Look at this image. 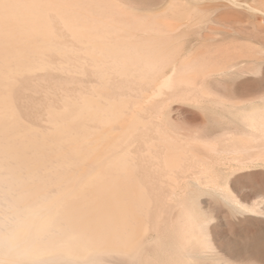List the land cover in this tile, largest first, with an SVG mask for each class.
<instances>
[{
  "label": "bare ground",
  "instance_id": "1",
  "mask_svg": "<svg viewBox=\"0 0 264 264\" xmlns=\"http://www.w3.org/2000/svg\"><path fill=\"white\" fill-rule=\"evenodd\" d=\"M180 2L150 22L157 38L133 40L130 24L116 20L120 12L131 16L117 0H0L2 264H218L213 217L197 204V189L220 194L243 214L260 210L235 197L230 178L264 163V97L261 106L236 111L242 129L218 140L170 131L160 100L139 111L145 121H125L141 99L134 94L181 50L185 33H174L203 13ZM198 54L161 77L153 97L169 89L195 105L230 103L215 101L205 86L225 70ZM52 65L90 72L97 84L73 74L65 82L42 78L46 86H27L32 97L16 95L21 79ZM19 106L46 131L24 123Z\"/></svg>",
  "mask_w": 264,
  "mask_h": 264
},
{
  "label": "rangeland",
  "instance_id": "2",
  "mask_svg": "<svg viewBox=\"0 0 264 264\" xmlns=\"http://www.w3.org/2000/svg\"><path fill=\"white\" fill-rule=\"evenodd\" d=\"M179 1H181L179 4L186 7L195 5L198 9L201 8L199 10L200 12L203 11L205 14L201 13V17L197 16L195 26L184 23L179 27L178 31L174 33V35H183L185 33L186 37L183 35V40H181V50L175 55V58L173 57V63L162 70V73H160L161 75L156 76L155 74L153 76V84L148 85V87H146V85L142 92L140 91L134 94L135 97H137H134V99L137 101L141 99L138 102L136 101L137 103L135 102L136 105L133 107V110L125 116V121L127 122L132 115L141 116V118L139 117L140 120L145 119L144 115L139 111L144 107L153 109L154 102L160 100L159 102H166L161 118L164 120L163 122L166 126L169 127L170 125V131L173 132V130H171L172 128L176 131H180L181 133L179 132L178 134H182L181 136L185 135L188 137L194 134L192 137H209L218 140L221 138L222 132H237L242 129L240 122H238L240 121V114L237 115V113H239L238 111L262 105L259 99L264 97V0H178V2ZM183 1L186 3L184 2V4H182ZM114 2L116 3V1ZM178 2L177 0H117V5L130 12L131 16H127L125 13L120 12L121 14L119 13L115 17L116 20H123L130 24L129 27L132 29L130 33H132V35H129L128 31L126 38L129 37L133 40H139L140 37V39H142V37L146 38L147 36H152L153 38L154 35V38H157L154 32V34L151 33L155 31L154 28L156 27L154 26L156 25L153 24L150 26V24L157 17L159 11L170 4H178ZM135 15H138V17L134 18ZM202 18H204V20ZM196 54L201 57L204 56V59L206 58L211 61L215 65L214 70H225L224 73L213 76L205 86L209 92L213 93L215 101H217L218 98H222L230 103L224 101L226 102L225 106L216 103H210L207 106L195 105L191 102L175 99L171 96V91L169 89L163 90L160 95L153 97L154 90L157 89L156 86L159 84L160 78L162 77L161 80L163 81L168 80L170 73H173L175 67H181L182 63L188 62L191 57L195 58L194 55ZM65 58L67 59L66 64L68 67L73 65L71 63V60H73L71 54H68ZM214 58L215 60H213ZM54 69L55 67L52 65L48 71L46 70L37 73L36 76L32 75L21 79L22 81H20L21 84L19 83V86H21L22 83L23 85L18 88V93L16 95L18 96L21 94V96H24L26 94V96H28V94H30L29 97H32L33 93L31 92L33 89H31L32 87L30 85L34 84L33 86H36L35 81L37 80L36 82L39 83L42 78V80L47 81V84L48 82L50 83L51 79L54 82L58 79L59 81L60 79H64L62 82H65L74 76L75 79L79 76L80 78L78 77V79L82 80V84H85V82L87 86L94 85L95 82L97 84V78L90 72H88V75H86L87 72H85L86 74L83 76V72V74L79 75V72H81V70H79L78 73L75 72L76 74L72 73L74 75L72 76L71 73H67V75L66 71ZM38 76H41V78ZM68 76H70L69 79ZM155 80H157V83ZM24 82H27V84ZM41 82L43 83V81ZM38 83L37 85L40 84L39 86H46L45 83ZM27 86H30L31 92ZM39 86L37 88L41 89ZM27 90H29L30 93H28ZM146 90H148V92ZM140 94L143 95V97H138ZM133 96L132 102L134 101ZM222 99L219 100L222 101ZM233 102L238 104L232 105L234 104ZM18 103L17 105H21L20 100ZM18 108V112L24 123L37 127L38 129H45L47 127L45 122L38 123L34 119L26 116L22 106ZM20 110H22L23 116ZM236 111L237 113H235ZM218 117H220V120ZM35 123L39 125L37 126ZM235 172L236 173L230 178V187L235 197H237L241 203L247 205H253L258 202L260 210L257 211V214L253 212V214L238 212L237 209L229 202H226L220 194L204 188L197 189V204L201 209H204L202 211H205V214H209L213 217L212 232L216 252L215 258L218 264H264V163H260L257 167L247 171ZM224 176L227 175L224 174ZM261 211L263 212L262 214L260 213ZM107 258L108 260H112L110 257Z\"/></svg>",
  "mask_w": 264,
  "mask_h": 264
},
{
  "label": "clouds",
  "instance_id": "3",
  "mask_svg": "<svg viewBox=\"0 0 264 264\" xmlns=\"http://www.w3.org/2000/svg\"><path fill=\"white\" fill-rule=\"evenodd\" d=\"M0 264H2V262H0Z\"/></svg>",
  "mask_w": 264,
  "mask_h": 264
}]
</instances>
